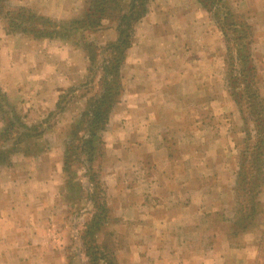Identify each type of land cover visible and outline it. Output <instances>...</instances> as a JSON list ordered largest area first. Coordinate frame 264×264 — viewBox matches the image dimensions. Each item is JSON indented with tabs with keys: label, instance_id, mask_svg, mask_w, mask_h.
<instances>
[{
	"label": "crops",
	"instance_id": "1",
	"mask_svg": "<svg viewBox=\"0 0 264 264\" xmlns=\"http://www.w3.org/2000/svg\"><path fill=\"white\" fill-rule=\"evenodd\" d=\"M35 1L9 0L13 6ZM40 1L52 18L73 14L75 0ZM248 1L234 5L241 13ZM210 16L199 0H154L135 27L123 69L127 88L109 124L117 159L105 176L113 217L123 223L116 232L128 242L122 253L129 264H264V217L255 231L233 229L232 137L241 134L242 123L225 83L224 38ZM258 27L256 49L264 47V24ZM4 29L0 23V86L22 111H28L30 97L45 98L41 108L51 111L64 91L85 83L89 61L81 50L59 41H29ZM116 39L111 28L98 43ZM70 112L58 127H72L78 113ZM178 113L191 120L170 123L169 115ZM172 137L182 145L176 156L168 149ZM45 139L37 141L45 153L34 164L15 154L13 169L0 171V264H67L68 207L60 200L66 137L62 142L53 137L52 144ZM14 171L21 185L4 187ZM136 174L145 186L131 183ZM184 175L202 177V183L186 185ZM145 194L151 195L148 201Z\"/></svg>",
	"mask_w": 264,
	"mask_h": 264
},
{
	"label": "rangeland",
	"instance_id": "2",
	"mask_svg": "<svg viewBox=\"0 0 264 264\" xmlns=\"http://www.w3.org/2000/svg\"><path fill=\"white\" fill-rule=\"evenodd\" d=\"M88 0H81V10L80 11H74V9H80L79 6H76V0L73 2L72 6V12L73 14H67V17H62L61 19H55L50 16L45 15L42 12V6L40 0H36L34 2V6H13L7 0L2 7V12H0V23L4 25V30L6 31V27L8 25V21L6 22L4 15L8 12H14L16 9L20 7H25L32 11L33 13L37 14L38 16H45L48 17L51 21L53 22H67L70 21L74 18H79L85 8V4ZM235 0H227V5L230 8V11L233 15L237 17H241L246 25L249 27V32H250V37L248 42V46L243 48V53L244 54H251L250 57L252 58L253 65L256 68V73L257 76L254 81V85L251 87V92L253 94V99L251 103L247 102V99L244 98L242 100V104L239 105L236 102V99L234 95H232V92H241L242 88L238 87L237 89H233V85L231 81H229V66L227 61L230 63L232 60V57L229 58L230 51H233L235 54V48L234 47V38L235 36H238V34L232 32L231 26L229 27L227 24L230 23V21L221 22L217 27L219 31L222 33L223 38H224V43H225V83L227 86L228 94L232 98V101L236 107L237 113L240 116V120L242 123V129L239 130L241 134L233 133V142L235 148L233 149V154L232 156L235 157V161L232 162L230 168H233L235 171L233 175V181L235 184L234 188V200H235V206L234 210L231 212V215L234 216V219H236V214L238 210V203H237V196H236V187H237V176L239 173L245 170V164L244 162L246 158V138H248V135L250 139L252 136L255 134L256 130L254 129V120L256 119L255 116H253L250 111L246 110V106H252L259 112H263L259 114L258 118V123L262 126L263 130L260 133V138L259 140H264V47H254L255 42L257 43V37H255L256 30L259 29L260 24H264V15L262 13V16L257 14V11L260 10L264 12V2H261V0H256V3L258 4L255 6L253 4L254 0H249L248 4L244 8L241 13L237 9L236 5H234ZM145 2V7L147 8V11L144 15V17L148 14V11L150 9V6L154 3V0H144ZM200 3V1H199ZM83 4V5H82ZM201 8L202 7V4ZM263 5L260 9H256L258 6ZM206 13L208 11L203 8ZM245 12L248 16L249 19L242 13ZM214 14V13H213ZM210 16L211 14L208 13ZM142 17L140 20L137 21L136 24H133V33H132V39L134 37V31L136 25L144 18ZM212 17V16H210ZM234 21V19H232ZM37 23L44 24L43 21H37ZM102 27L95 30V31H88L84 34L77 33L73 36H70L66 39L62 38H56V39H34L36 37L34 34H23V33H15V34H9V35H18L21 36V38H25L26 40L29 41H34V42H51V41H59L61 44L66 47L68 45L69 48H73L75 50H81L82 53L86 56L88 59V68H87V75H86V81L85 83L81 84L79 83L78 85L74 87L68 88L62 95L65 96V99L62 101L60 107L62 109H58V104L56 107L51 110V111H46L41 108V101L46 99H38V98H28L29 102V107L28 111L25 112V109H20L15 102H13V99H10L8 96L7 92L3 90V88L0 86V94H3L5 96V100L0 98V106L3 107V110L0 107V131L1 129L5 128L4 125H9L11 121L17 122L19 124H25L27 127L32 128L30 131H28L29 135L32 134V136L26 138L23 137V140L25 141L23 145V149L28 150V159L31 158L33 161V164L35 163L34 161L36 160L37 155H42L45 152L41 153L40 148H38L37 141L42 139L43 137H47L45 141L47 144H52V138L57 137L60 142H62V139H64V136L66 137L64 143V152L66 149V142L72 141L73 147L75 144H78L77 141H73L75 139L71 140V136H69L71 127L68 129H63V127H58L56 122H59L62 124V121L66 120V116H69L72 113H78L77 117L71 125L75 124L83 114L85 109H88L87 105L89 104V101L91 99L92 103L95 101V99L98 98V96L101 94V88L99 87V79H100V70L103 67L102 60L104 56V49L107 48L108 44L110 43H115L118 40V31L116 30V27L113 25L112 22H109V20H102L101 22ZM41 26V25H40ZM224 26V31L222 30V27ZM113 28L116 31L117 34V39L114 42H109L104 45H100L98 43V40L101 37L102 31H106L108 29ZM227 30V36L224 32ZM7 33V31H6ZM226 37L230 40V45L227 44ZM87 43V44H86ZM49 44V43H48ZM47 44V46H48ZM93 45L95 48H98V55L96 57V60L93 55V49L89 47L90 45ZM89 45V46H88ZM92 46V47H93ZM228 46L231 47L228 49ZM60 45L56 46L54 48H51L48 50V52H51L52 55V49L55 51H58ZM89 47V48H88ZM87 48V49H86ZM47 51V50H46ZM93 55L94 60L91 59ZM127 56V55H126ZM98 62H101L100 65L97 64ZM124 64L123 63L120 71V76L123 81V86H124V92L123 95L120 99V102L117 104L115 107L114 111L112 112L110 116L111 118L116 114V112L119 110L120 103L122 101V98L125 94V90L127 88V82L126 79L124 78ZM102 66V67H101ZM93 74L92 76L90 75ZM91 77V78H90ZM230 82V83H229ZM52 85V84H51ZM60 95V96H62ZM259 96V97H257ZM52 99V98H51ZM59 101V100H58ZM40 102V103H39ZM40 108L42 109L41 112H36V110ZM14 108V109H13ZM241 108L244 109V113H242ZM15 110V111H14ZM13 111L18 115L19 121L14 119V113ZM65 113V114H64ZM189 115V114H188ZM187 114H170L169 115V121L172 124H175L177 122L183 124V122H187L191 120V116H188ZM76 116V115H75ZM8 117V119H6ZM12 117V119H10ZM177 117V118H176ZM246 118V120H245ZM109 123L105 127L106 129L99 132V147L97 148V152L99 153L96 161L91 164V167H88L89 165L86 164V160L88 159V155H82L80 154V151L77 150V148H73L72 152L70 153L69 157V170L70 174L67 176L66 175V180H67V185L64 188L60 197V200L64 203V207H68L66 209V214H67V229L65 230L64 233V238H65V247H66V262L68 264V260L72 258L73 263L72 264H88L89 259L86 258L81 252V245L82 240L80 241L81 236H84V232L86 230L87 225H90L92 221L94 223H97L98 220H100V227L98 231H94L92 236L96 240V244L100 246H104L106 251L109 253V260L114 259L113 262L115 264H129L128 259V254L122 253L126 251L125 247H127L128 242L125 240H122L119 236V234L116 232L118 230L121 231L120 228L121 225H123L122 221L116 219L113 217L112 214V209L109 204V192H108V187L106 183V172L112 168L113 163L116 162V156L114 155V151L112 150L111 141L112 137L114 136L111 130H109ZM16 128V129H15ZM21 130L18 129V125H16L13 129V135H12V140L9 142L12 144L14 141L18 139V136L16 135L17 132H20ZM249 131V132H248ZM174 132V131H173ZM248 132V135H247ZM83 134L84 132L81 131L80 134ZM35 136H39V138H36ZM70 138V139H69ZM35 140V141H34ZM32 141L35 142L37 146V151L33 146ZM249 145L252 143V139L248 140ZM46 144V145H47ZM248 145V146H249ZM182 146V145H181ZM177 146V144L174 142V137L169 139V152H171V156H176V153L178 152L177 150L181 147ZM186 149V148H184ZM39 153V154H38ZM21 154V153H18ZM261 161H258L257 167L262 169L264 173V151L259 150V152L256 150L255 155L256 158L261 155ZM63 158H64V153H63ZM28 162H30L28 160ZM195 163L198 162V160H194ZM11 164V163H10ZM8 164L7 166H4L0 169H7V170H12L13 169V163L10 165ZM188 168L192 167V162L189 161L188 164H186ZM207 166V164H206ZM17 167V166H16ZM22 170L27 167L26 165H20L19 166ZM235 167V169H234ZM206 168V167H205ZM204 168V169H205ZM229 166H227V169ZM202 169V167H201ZM202 169V171L204 170ZM14 177L13 180H9L6 184H4V187H14V185L18 186L19 184L21 185L22 181H19L17 176H16V171L13 172ZM138 173V171L136 172ZM17 178V179H16ZM62 186L65 184L64 182V174H63V160H62ZM133 182L135 183L136 186H145L146 184L143 182L142 177L140 175L136 174L132 178ZM181 180L186 181V185H193V182L195 184H201L202 182V177H190L184 175V178H181ZM263 181H264V176H263ZM65 186V185H64ZM264 189V183L262 185V189L260 190V195L258 197V202H259V207H258V218L259 217H264V195L262 196V192ZM148 197L144 200L148 201L149 196L148 194H145ZM79 198L81 200L79 201ZM145 204V201H144ZM101 218V219H100ZM257 218V219H258ZM65 224V223H64ZM254 224V225H253ZM257 220L252 223H250V226L248 227V230L246 232H252L257 229ZM130 226H125L124 230L126 231ZM233 229L235 231L237 230L234 227L233 223ZM57 233L62 236L61 231L57 230ZM47 235L50 237L49 239L52 241V224L49 225V228L47 229ZM58 238V236H57Z\"/></svg>",
	"mask_w": 264,
	"mask_h": 264
},
{
	"label": "trees",
	"instance_id": "3",
	"mask_svg": "<svg viewBox=\"0 0 264 264\" xmlns=\"http://www.w3.org/2000/svg\"><path fill=\"white\" fill-rule=\"evenodd\" d=\"M7 0H0V12L2 7ZM202 7L211 14L216 20L218 25L223 22L230 21L227 24L231 26L232 32L237 33L238 36L232 38L235 48V54L230 51L229 58L232 57L229 66V81L233 85V89L241 87V92H232L236 102L241 105L244 98L247 99L248 103L252 102L253 94L251 87L254 85L255 78L257 76L256 68L253 65L251 54H244L243 48L248 46L247 39L250 37L249 27L245 21L240 17L233 15L230 8L227 5V0H199ZM147 8L145 7L144 0H88L85 4L84 11L79 18H74L67 22H53L48 17L38 16L25 7H20L14 12H7L4 15L8 25L6 27L7 34L23 33V34H34V39H56L68 38L77 33L84 34L88 31H95L102 27V20L106 19L112 22L118 31V40L115 43L108 44L107 48L104 49V56L102 60L103 67L100 70L99 87L101 88V94L92 103L91 99L87 105L88 109H85L80 119L73 124L70 131L71 140L77 141L75 148L80 151L82 155H88L86 164L91 167L99 153L97 148L99 147V136L98 133L105 130L109 123L110 116L114 111L117 104L124 92L123 81L120 76V71L123 63L125 62L128 50L132 45V33L133 24H136L138 20L144 17ZM214 13V14H213ZM234 19V21L232 20ZM37 21H43L44 24L37 23ZM41 25V26H40ZM220 26V25H219ZM224 31V26L222 27ZM227 36V30L224 32ZM227 44L230 45V40L226 37ZM87 44V43H86ZM89 46V45H88ZM91 44L89 47L93 49V55L96 60L98 55V48H95ZM88 47V48H89ZM231 48L228 46V49ZM87 49V48H86ZM93 55L91 57L94 60ZM101 62L97 64L100 65ZM90 75L92 76L90 71ZM91 78V77H90ZM230 83V82H229ZM259 97V96H257ZM0 98L5 100V96L0 94ZM65 96L62 95L58 101V109ZM1 107V106H0ZM2 111L3 107H1ZM14 109V108H13ZM246 110L256 117L254 120L255 134L252 136V143L249 145L248 140H251L248 132V138H246V158L244 162L245 170L239 173L237 176V187L236 196L238 203V210L236 219L234 221V227L237 229L236 232H246L250 223L255 222L258 218V197L260 190L264 183V173L262 169L257 167L258 161H261V156L256 158L255 151H264V140H259L260 133L263 128L258 123L259 112L252 106H246ZM15 111V110H14ZM14 113V119L20 120L18 115ZM242 113L244 109L241 108ZM8 119V117L6 118ZM12 119V117L10 118ZM246 120V118H245ZM18 125L17 132L18 139L12 144L9 142L12 140L13 129ZM5 128L0 131V169L10 164L12 156L18 153L24 154L28 157V150L23 149L25 144L23 137H30L28 131L32 128L27 127L25 124H19L11 121L9 125H4ZM16 129V128H15ZM83 131L84 133L80 134ZM39 138V136H35ZM70 139V138H69ZM35 141V140H34ZM32 141L34 148L37 151L35 142ZM249 145V146H248ZM72 141L66 142V149L63 158V174L65 186L67 185L66 175L70 174L69 170V155L73 150ZM38 152V151H37ZM81 198H79V201ZM101 219V218H100ZM254 225V224H253ZM100 227V220L97 223L87 225L84 232V236H81L82 240L81 250L82 254L89 259L88 264H115L114 259L109 260V253L106 251L104 246L96 244V240L93 238L92 232L98 231ZM72 258L68 260V264H72Z\"/></svg>",
	"mask_w": 264,
	"mask_h": 264
}]
</instances>
